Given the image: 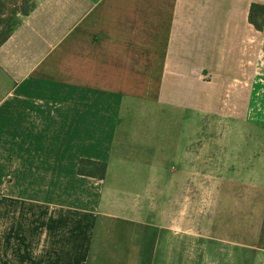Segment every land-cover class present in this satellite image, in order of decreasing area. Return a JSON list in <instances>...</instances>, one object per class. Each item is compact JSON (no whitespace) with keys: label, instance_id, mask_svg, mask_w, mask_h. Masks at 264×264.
<instances>
[{"label":"crops","instance_id":"obj_1","mask_svg":"<svg viewBox=\"0 0 264 264\" xmlns=\"http://www.w3.org/2000/svg\"><path fill=\"white\" fill-rule=\"evenodd\" d=\"M252 3L35 0L0 47V264H264Z\"/></svg>","mask_w":264,"mask_h":264},{"label":"rangeland","instance_id":"obj_2","mask_svg":"<svg viewBox=\"0 0 264 264\" xmlns=\"http://www.w3.org/2000/svg\"><path fill=\"white\" fill-rule=\"evenodd\" d=\"M33 4H35V0H0V28L4 27L6 25V23L10 20H13V22L18 23L20 21V19L22 18V16L18 13L20 11L21 8H30ZM231 129L230 126L228 124H225L222 122H212L209 123L208 121L206 122V127H205V137H206V144L208 145H212V137H221L224 136V138L222 139V141L224 142V145L227 146V143H225V141L227 142V134H228V130ZM232 142L234 144V147H238V148H242V146H240L238 143L239 141H237L236 139H232ZM259 141L258 140H254V139H250V141H248L246 144H248V148H252V149H256L257 146H259ZM232 144V146H233ZM228 148V147H225ZM208 157V155H207ZM210 160V165L206 164V168L204 171V175H205V179H206V183L204 186L205 189V195H213L216 190H218V186H215L211 180V178L215 176H218L219 174L225 173L224 170H219L216 168H213V165L211 163V157H208ZM221 172V173H220ZM226 174V173H225ZM191 176V174H190ZM232 192H236L238 195L243 196L244 192H245V188L243 187H233ZM240 193V194H239ZM208 202H206L207 204ZM238 206V205H237ZM241 206V204L239 205ZM238 206V210H240L241 207Z\"/></svg>","mask_w":264,"mask_h":264},{"label":"trees","instance_id":"obj_3","mask_svg":"<svg viewBox=\"0 0 264 264\" xmlns=\"http://www.w3.org/2000/svg\"><path fill=\"white\" fill-rule=\"evenodd\" d=\"M35 8L33 4L30 8H21L18 12L22 17L28 16ZM264 20V5L252 3L249 9L248 21L255 29L261 30ZM19 23V22H18ZM18 23L10 20L6 25L0 28V47L8 40ZM106 172V164L100 162H93L82 160L78 167V174L82 176H89L93 178L103 179Z\"/></svg>","mask_w":264,"mask_h":264}]
</instances>
